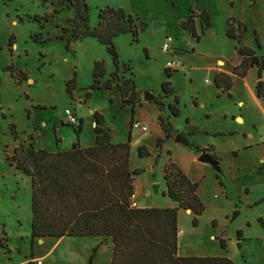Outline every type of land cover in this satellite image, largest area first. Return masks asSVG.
Here are the masks:
<instances>
[{"label":"rangeland","instance_id":"374dc122","mask_svg":"<svg viewBox=\"0 0 264 264\" xmlns=\"http://www.w3.org/2000/svg\"><path fill=\"white\" fill-rule=\"evenodd\" d=\"M84 3L90 29L97 25L99 10L106 8L133 18L136 39L121 35L113 40V46L118 77H132L137 103L122 108L116 89L90 92L94 64H101L104 70L98 80L100 87L114 67L95 39L73 40L71 32H65L71 29L72 10L59 7L57 0H0V264H88L90 260L91 264H110L109 242L100 238L42 239L31 245L29 178L8 162L18 144H29V136L36 150L47 153L67 152L73 145L92 147L95 114L101 117L102 128L109 130L112 144L130 139V169L140 171L133 184L140 205L177 208L166 196L162 177L169 160L198 185L197 197L204 207L201 216L177 211V229L182 232L180 255L264 264V102L257 106L249 94L254 68L247 84L231 77V98L213 85L216 68L229 75L231 65L238 61L236 43L225 34L228 21L243 24L242 45L264 57V0ZM196 6L207 13L210 23L209 29L203 30L195 21L198 42L180 28ZM167 38L172 40L168 55L162 53ZM168 61L182 64L169 79L164 73ZM122 65L130 71L123 72ZM164 82L170 83L172 96L161 92ZM146 94L162 108L145 101ZM169 106L177 109V117L170 114ZM66 110L81 123L79 134L76 127L64 123ZM237 116L244 122L238 123ZM159 117L170 125L168 138L159 126ZM131 122L146 131L132 130ZM177 137L187 144L176 143ZM201 152L217 159V170L198 162Z\"/></svg>","mask_w":264,"mask_h":264},{"label":"trees","instance_id":"16d2710c","mask_svg":"<svg viewBox=\"0 0 264 264\" xmlns=\"http://www.w3.org/2000/svg\"><path fill=\"white\" fill-rule=\"evenodd\" d=\"M57 5L73 11V18L69 21L71 29L65 30L71 32V39L93 38L111 58L114 72L102 87L98 80L103 77L104 70L101 64H94L90 92L116 89L120 94L121 107L133 108L137 103L133 79H119V63L113 46V40L121 35L129 34L133 40L136 39L137 27L133 18L121 10L106 8L99 10L97 25L90 29L84 0H57ZM195 21L203 30L209 29L207 13L197 6L180 23V28L198 42ZM245 32L243 24L233 20L227 22L226 37L235 41L234 51L240 57L231 75L243 79L249 70L255 68L257 82L254 93L258 100H264V57L256 56L242 45ZM254 42L259 49L256 33ZM121 68L123 72L130 71L124 65ZM164 73L169 79L171 72L165 69ZM70 84L66 86L68 94ZM213 85L221 94L231 98L229 75L215 74ZM161 92L166 97L172 96L173 89L169 82L162 83ZM89 97L87 93L86 98ZM151 102L162 108L158 100L151 99ZM169 111L172 116H178L174 106H169ZM158 121L168 138L171 132L169 123L164 122L162 117ZM102 126L101 117L95 114L94 143L90 148L73 145L67 152L47 153L35 149L31 136L28 137L30 141L27 146L18 144L14 148L8 159L9 165L29 178L31 245L41 239L100 238L111 243L110 264H234L225 257L177 256L178 209L189 211L194 218L204 211L197 197L198 185L190 182L169 160L162 168V177L166 196L177 204V208L132 207L134 179L140 175V171L130 169V139L125 144H112L109 130ZM10 128L16 140L14 127ZM80 131L81 123L76 127V133ZM142 155L140 151L139 157ZM211 158L217 162V159ZM193 223L195 225L196 221ZM236 237L240 238V233ZM219 246L225 249L224 241L220 240ZM88 264H91V260Z\"/></svg>","mask_w":264,"mask_h":264},{"label":"crops","instance_id":"0c3cea01","mask_svg":"<svg viewBox=\"0 0 264 264\" xmlns=\"http://www.w3.org/2000/svg\"><path fill=\"white\" fill-rule=\"evenodd\" d=\"M239 62H240V57H238V61H237V63L235 64V65H231V69H230V73H229V76L230 77H235V76H232L231 75V70H232V68L233 67H235L236 65H238L239 64ZM221 65H222V63H218V66H220L221 67ZM252 70V69H251ZM251 70H249V72L247 73V75H246V77L245 78H243V79H241V80H243V82L245 83V84H247V82H246V80H247V78L249 77V74L251 73ZM252 72H254L253 73V80H252V84H251V87H250V91H249V94H250V96H251V99L253 100V102L257 105V106H259L260 104H262V102H264V100H258L257 98H256V96H255V93H254V86H255V84H256V82H257V78H256V69L254 68V71H252ZM213 73H214V75L215 74H217V73H223V74H225L224 72H222V70H220V69H215L214 71H213ZM226 75H228V74H226ZM235 78H237V77H235ZM239 79V78H238ZM232 82V81H231ZM232 87H233V84H232ZM232 87H231V89H232ZM231 91V90H230ZM229 94H230V92H229ZM237 105L240 107V108H242V103L241 102H238L237 103ZM235 119H236V121L239 123H241V122H244L243 121V118H241V117H239V116H237V117H235ZM252 126L254 125V122H252V121H250L249 122ZM196 158V156L193 158V159H195ZM135 180V179H134ZM133 199H134V202H135V204H136V207L137 208H148V207H146V206H142V205H140L139 204V202H138V199L136 198V196H135V193H134V197H133ZM185 212H187V213H189L190 214V212L189 211H185ZM180 235H182V232L181 231H178V235H177V256L178 257H189V256H184V255H180L179 253H178V239H179V236ZM240 239L241 238H237V241H240ZM42 240V239H41ZM38 241H40V240H38ZM109 242V249L111 250V243H110V241H108ZM223 251H224V249H222ZM202 258H204V257H202ZM110 260H111V256H110Z\"/></svg>","mask_w":264,"mask_h":264},{"label":"built area","instance_id":"2783aa9c","mask_svg":"<svg viewBox=\"0 0 264 264\" xmlns=\"http://www.w3.org/2000/svg\"><path fill=\"white\" fill-rule=\"evenodd\" d=\"M171 43H172V40L170 38H167L165 40V42L162 45V53L168 55V51L170 49ZM181 66H182V64L179 61H168L165 65V69L168 72H174ZM263 82H264V76H263ZM64 123L69 125V126H73V127H78V125H79L76 117L69 110H66L64 112ZM131 129L132 130H139L140 132L146 131V127L139 126L138 123H131ZM132 207H136L134 199H132ZM37 264H39V262H37Z\"/></svg>","mask_w":264,"mask_h":264},{"label":"water","instance_id":"95a60500","mask_svg":"<svg viewBox=\"0 0 264 264\" xmlns=\"http://www.w3.org/2000/svg\"><path fill=\"white\" fill-rule=\"evenodd\" d=\"M140 28H141V31L143 30V26L142 24H140ZM152 99V97L148 94L145 95V101H150ZM175 142L176 143H183V144H187L183 139L182 137H177L175 139ZM198 162H203V163H209L213 166L214 169H218V165H217V162L212 160L210 157L206 156L205 154H201L199 157H198ZM153 190L154 192L156 193L157 191V188L156 187H153ZM235 215H237V213H235ZM234 218V217H232ZM239 246V245H238Z\"/></svg>","mask_w":264,"mask_h":264}]
</instances>
